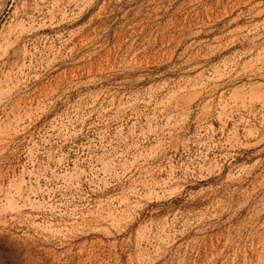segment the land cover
Segmentation results:
<instances>
[{"label": "rangeland", "instance_id": "rangeland-1", "mask_svg": "<svg viewBox=\"0 0 264 264\" xmlns=\"http://www.w3.org/2000/svg\"><path fill=\"white\" fill-rule=\"evenodd\" d=\"M0 264H264V0H0Z\"/></svg>", "mask_w": 264, "mask_h": 264}]
</instances>
